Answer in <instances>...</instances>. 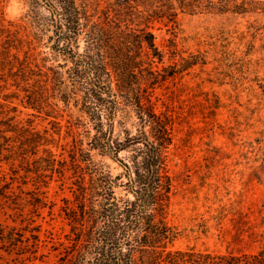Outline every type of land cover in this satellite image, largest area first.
<instances>
[{
	"label": "rangeland",
	"instance_id": "1",
	"mask_svg": "<svg viewBox=\"0 0 264 264\" xmlns=\"http://www.w3.org/2000/svg\"><path fill=\"white\" fill-rule=\"evenodd\" d=\"M90 1L95 17L108 13L122 29L151 31L163 51L154 84L144 43L138 72L172 125L165 221L174 235L162 258L176 249L264 255V0H213L211 8L192 0L195 9L176 8L173 17L139 0L131 7ZM31 7L30 0H0V264H65L84 243L73 210L79 184L90 183L74 164L87 162L73 157L87 150L94 130L81 92L64 100L58 89L54 71L66 73L51 48L49 9ZM185 59L192 63L182 65ZM173 64L179 70L168 75L162 66ZM135 120L130 111L131 131ZM90 153L115 177L124 171L118 159L128 161L131 150ZM120 179L116 195L132 198Z\"/></svg>",
	"mask_w": 264,
	"mask_h": 264
},
{
	"label": "trees",
	"instance_id": "2",
	"mask_svg": "<svg viewBox=\"0 0 264 264\" xmlns=\"http://www.w3.org/2000/svg\"><path fill=\"white\" fill-rule=\"evenodd\" d=\"M30 1L31 9L42 4L50 11L46 25L53 31L51 48L62 56L64 63L57 65L66 73L60 78V71H54L61 97L67 100L81 92V109L94 130L87 150L79 147L80 158L73 157L87 162L83 167L78 161L74 164L90 173V183L79 184L78 209L73 210V218L83 225L79 234L84 236V243L65 264H160L161 260L165 264H264L262 253L233 255L176 249L162 258L164 243L174 235L165 221L172 187L166 151L173 139L172 125L170 117L156 112L145 95L138 72L142 70L139 56L144 43L146 72L150 84H154L158 72L153 63L163 61V51L151 31L122 29L108 13L103 20L95 17L90 0ZM133 1L117 3L131 7ZM139 1L152 6L157 16L166 12L173 17L176 8L193 10L198 6L192 0ZM205 6L214 7L215 2L208 0ZM185 61L182 65L192 63ZM162 68L169 69L168 75L179 70L175 64ZM130 111L136 117L133 131L125 125ZM116 118L121 126L117 133ZM128 148L129 160L118 159L124 171L115 177L91 160L92 149L116 156ZM119 179L132 198L116 195L114 186Z\"/></svg>",
	"mask_w": 264,
	"mask_h": 264
}]
</instances>
